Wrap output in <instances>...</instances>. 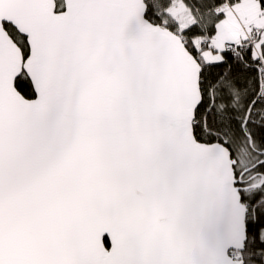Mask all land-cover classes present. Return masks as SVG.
<instances>
[{"label": "snow or ice", "instance_id": "obj_1", "mask_svg": "<svg viewBox=\"0 0 264 264\" xmlns=\"http://www.w3.org/2000/svg\"><path fill=\"white\" fill-rule=\"evenodd\" d=\"M0 264H264V0H0Z\"/></svg>", "mask_w": 264, "mask_h": 264}]
</instances>
